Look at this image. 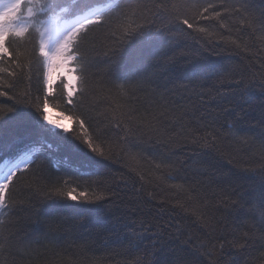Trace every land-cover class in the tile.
I'll use <instances>...</instances> for the list:
<instances>
[{"label":"trees","instance_id":"obj_1","mask_svg":"<svg viewBox=\"0 0 264 264\" xmlns=\"http://www.w3.org/2000/svg\"><path fill=\"white\" fill-rule=\"evenodd\" d=\"M104 2L89 0L93 6ZM166 2H195L203 6L216 4L222 18L200 21L210 35L196 33L194 39L187 34L170 33L180 45L176 49L178 63L175 69L165 72L149 68L152 75L137 87L130 98L119 96V82H113L105 72L112 48L107 26L93 28L88 44L91 66L87 97L76 108L65 106L59 99L55 101L59 107L50 104L49 108L69 120L70 130L77 126V116L90 118L93 129H109L108 143L119 142L124 151L118 152L114 162H106V168L85 167L62 150L37 153V164L43 162V167L34 168L21 179L18 190L12 194L17 203L0 217L7 222L5 235H8L5 249L0 253V264H153L157 259L152 255L154 233L159 231L156 225L174 224L179 220L181 229L195 243L204 239V230L195 217H187L178 209L174 212L171 207L177 199H186L189 193L198 194L207 202L208 214L216 217L213 223L221 232L230 234L234 229L238 233L248 230L250 221L241 212L229 214L220 202L230 196L234 188L244 193L250 191L251 174L244 169H258L264 164V148L258 136L248 133L249 143L243 145L229 135V125L237 118V113L241 116L247 113L249 122L255 123L264 100V93L260 91L264 81V29L260 26L264 0ZM64 3L70 10L69 18L71 12L80 11L74 6V0H64ZM221 4L229 9L233 5H245L256 23L252 28L241 26V17L225 15ZM221 24L225 27H220ZM201 54L206 57L210 70L222 69L223 75L196 83L185 79L183 69ZM70 67L77 68V65L72 63ZM37 68L38 65L33 64L31 88L34 97L40 95L37 91ZM72 73L76 77L73 89L78 94V69ZM241 74L244 83H251L253 87L251 99L229 103L218 92H226L230 82L240 79ZM0 75L5 81L11 79L6 73ZM14 83L17 93L29 86L26 76L17 77ZM63 83V79L54 83L53 91L57 97ZM12 103L8 97H0V104L10 106ZM236 103H239L238 107ZM118 105L124 106L123 110L127 107L137 110L139 125L128 143L120 141V137L125 135L123 125L118 129L111 123ZM213 127L222 137L216 153L218 169L198 175L196 169L201 173L203 169L193 164V152L198 149L191 139L195 135H206L213 131ZM18 148L26 150L24 144ZM177 160L185 162L187 167H180ZM157 164L162 167L157 169ZM170 171L173 178L167 179ZM61 177L74 181L70 185L76 188L74 195L83 193L94 198L102 193L107 195L109 188L117 195L100 205H83L81 209L74 207L77 202L70 199L53 206L45 199L44 191L51 180ZM171 185L182 186L183 190ZM193 188L195 192H192ZM148 192L153 193L154 199H148ZM162 200L166 201L163 205L160 203ZM214 206H219V210ZM83 209L94 211L84 212ZM85 216L86 222L82 224ZM143 222H146L145 227L153 226L152 230L145 232L141 226ZM137 234L142 238L138 239ZM235 259L238 264H264V240L259 238V233L251 246L238 252Z\"/></svg>","mask_w":264,"mask_h":264},{"label":"snow or ice","instance_id":"obj_2","mask_svg":"<svg viewBox=\"0 0 264 264\" xmlns=\"http://www.w3.org/2000/svg\"><path fill=\"white\" fill-rule=\"evenodd\" d=\"M74 6L80 11L71 12L69 18L70 10L64 0H0V74L6 73L11 78L5 81L0 75V97H8L13 101L10 106L0 104V217L17 203L12 194L18 190L21 179L34 168L43 167V162L37 164V153L62 150L85 167L106 168V162H114L118 152L124 151L119 142L108 143L109 129H93L90 118L77 116V126L70 130L47 114L50 104L59 107L55 103L57 99L65 106L76 108L87 97L91 66L88 44L93 28L107 26L112 48L105 72L113 82H119V96L130 98L137 87L152 75L148 72L149 68L165 72L175 69L178 63L176 49L180 45L170 33L175 31L193 36L194 39L196 33L210 35L208 29L200 25V21L222 18L221 11L216 10L218 6L211 3L203 6L195 2L169 4L166 0H105L93 6L89 0H74ZM220 7L224 9L225 15L240 16L241 26L252 28L256 23L245 5H233L229 9L221 4ZM260 26L264 29V14ZM220 27L225 25L221 24ZM72 63L77 68H71ZM33 64L38 65L37 91L40 93L35 97L31 88ZM210 68L206 57L201 54L183 69V76L196 83L223 75L224 70ZM77 69L80 85L78 94L72 85L76 77L70 75ZM54 74L67 79L59 97L53 91ZM23 76H26L29 86L17 93L14 91V82L17 77ZM260 91L264 93V81L261 82ZM252 93L251 83L245 84L241 74L240 79L230 82L226 92H218V95L233 103L247 102ZM123 109L124 106H117L111 123L118 129L123 125L125 135L120 137V141L128 143L139 120L134 107ZM217 131L213 127V131L206 135H195L191 139L198 149L193 152V164L203 169V173L196 169L198 175L218 169L216 153L219 152L218 144L222 137L216 134ZM250 132L258 136L264 148V100L261 101L259 119L255 123L249 122L247 113L244 116L237 113V118L229 125V135L240 144L249 143L247 134ZM241 133L244 135L241 136ZM20 144H24L26 150L19 149ZM176 163L182 168L187 167L183 161L177 160ZM161 167V164L156 165L157 169ZM132 170L135 171L134 168ZM244 171L251 174V190L244 193L234 188L231 195L220 203L229 214L241 212L250 221L248 230L238 233L234 229L230 234L221 232L213 223L216 217L208 214L207 202L198 194L189 193L186 199H177L171 207L174 212L178 209L187 217H195L204 230V239L198 237L200 242L195 243L181 229L179 220L174 224L156 225L159 231L154 233L152 255L157 259L153 260V264H238L236 254L250 247L257 233L264 240V164L258 169L246 168ZM172 178L170 171L167 179ZM140 179L144 180V176L140 175ZM73 182L71 178L62 177L51 180L44 191L45 199L53 206L70 199L77 202L74 207L81 209L83 205H100L117 195L110 188L107 189V195L102 193L94 198L83 193L74 195L76 188L70 186ZM171 187L183 190L182 186ZM192 192H195L194 188ZM147 197L149 200L154 199L152 192H148ZM160 203L163 205L166 201ZM214 207L219 210V206ZM83 211L91 212L94 209ZM86 219L85 216L81 223H85ZM145 223L141 225L144 231H151L153 226L145 227ZM6 229L7 222L0 219V253L4 251L8 240ZM137 238L141 239L142 236L137 234Z\"/></svg>","mask_w":264,"mask_h":264},{"label":"rangeland","instance_id":"obj_3","mask_svg":"<svg viewBox=\"0 0 264 264\" xmlns=\"http://www.w3.org/2000/svg\"><path fill=\"white\" fill-rule=\"evenodd\" d=\"M70 75L73 76V73L71 72ZM54 77L55 78H54L53 84H54V82H56L59 79H63L65 81V83H67L66 77L57 76L56 74H54ZM74 83H75V80H73V82H72L73 87H74ZM47 114L56 123L63 124L65 126H67L68 128H70V122H69V120L65 116H63L62 114L57 113L54 110H51L50 108H49V111H48Z\"/></svg>","mask_w":264,"mask_h":264}]
</instances>
